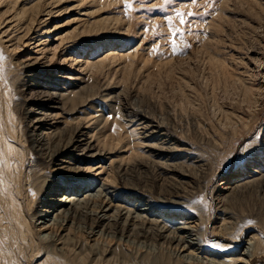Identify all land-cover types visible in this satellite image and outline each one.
Segmentation results:
<instances>
[{"label": "rangeland", "instance_id": "1", "mask_svg": "<svg viewBox=\"0 0 264 264\" xmlns=\"http://www.w3.org/2000/svg\"><path fill=\"white\" fill-rule=\"evenodd\" d=\"M75 252L264 264V0H0V264Z\"/></svg>", "mask_w": 264, "mask_h": 264}, {"label": "bare ground", "instance_id": "2", "mask_svg": "<svg viewBox=\"0 0 264 264\" xmlns=\"http://www.w3.org/2000/svg\"><path fill=\"white\" fill-rule=\"evenodd\" d=\"M86 146H88L87 148H90L89 147V145H86ZM225 184V186L223 187V189H228L229 187H230V184L229 183H224ZM84 189H85V187H83ZM89 196V198L90 197H93V195L92 194H88L87 195V197ZM57 200H59V199H57ZM69 201H71V199H69ZM83 200H81V201H79V200H76V202H74V203H76V204H74V205H77V206H79V205H81L80 203H85L86 202V198H85V201L84 202H82ZM146 208H144V209H138V211L139 210H145ZM130 211L131 210H127V212L128 213H130ZM52 212L53 213H55L54 215L55 216H58V215H61V214H66V208L64 207V205H63V202H60V203H58V204H55V205H53V209H52ZM145 215H146V212H143V211H140V212H137L136 213V215H135V217L136 218H142V217H145ZM127 216V215H126ZM147 216V215H146ZM128 218H130V219H132L133 218V216H131V215H128L127 216ZM91 219L92 220H94L93 222H96L95 221V217H91ZM145 221V220H144ZM152 221V220H151ZM150 222V221H149ZM148 222V223H149ZM153 222V221H152ZM155 223V222H154ZM144 224V223H143ZM152 226V225H151ZM123 227V226H122ZM147 227H149V226H147ZM155 227V226H154ZM151 229V228H150ZM153 229V228H152ZM157 230V229H156ZM162 230V229H161ZM159 231V230H158ZM189 231H191V228L190 227H185V226H180V227H176L175 228V230L174 231H171L172 233H171V235H166L165 236V239H166V241L168 242V243H170V241L171 240H174V241H176L177 242V244L179 245H181V244H183V247H187V246H190L191 244H193V242H192V238L190 237V236H188V233H189ZM139 232V236H141V237H145V236H147L148 235V233L150 232L152 235H154L155 234V232L154 231H152V230H148V229H145V228H141V230H139L138 231ZM161 233V232H160ZM187 234V235H183V234ZM162 237H163V235H162ZM197 239V238H196ZM144 241L142 240V241H140L139 243H140V245L143 243ZM172 242V241H171ZM47 249H48V246L46 247ZM71 250V249H70ZM48 251V250H47ZM67 252H70V251H68V250H66ZM46 252V251H45ZM251 252H252V246L249 244L248 246H246V247H244L243 249H242V254H244V255H251ZM48 253V252H47ZM73 254V253H72ZM80 253L79 252H75L74 253V255H73V263L74 264H79V262H77L76 260V258H77V256L79 255ZM120 258H121V262H120V260H118V258L117 257H115V258H113L112 260L114 261V263H111V264H125L126 262H129L130 260H129V256H128V254H127V252H124V253H120ZM188 256V255H187ZM79 258V257H78ZM85 258V257H84ZM182 258V257H181ZM60 261V260H59ZM83 261V263L82 264H85V261H86V259H84V260H82ZM53 262V261H52ZM106 263H109L110 262V259H107L106 261H105Z\"/></svg>", "mask_w": 264, "mask_h": 264}, {"label": "snow or ice", "instance_id": "3", "mask_svg": "<svg viewBox=\"0 0 264 264\" xmlns=\"http://www.w3.org/2000/svg\"><path fill=\"white\" fill-rule=\"evenodd\" d=\"M178 15H183L182 13H178ZM184 21H183V19H181V23H183ZM196 201H194V203H195Z\"/></svg>", "mask_w": 264, "mask_h": 264}]
</instances>
